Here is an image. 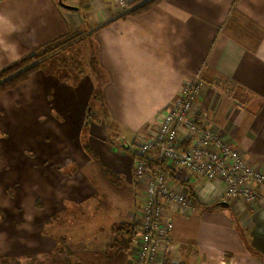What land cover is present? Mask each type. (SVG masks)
<instances>
[{"label": "crops", "instance_id": "obj_1", "mask_svg": "<svg viewBox=\"0 0 264 264\" xmlns=\"http://www.w3.org/2000/svg\"><path fill=\"white\" fill-rule=\"evenodd\" d=\"M130 11L118 0H0V70L82 33L66 52L67 74L53 61L0 95V238L25 231L43 243L33 264H136L135 241L126 246L146 186L133 153L197 76L205 124L264 171V0H163ZM171 182L194 207L166 211V259L264 264V197L232 201L220 184L183 170Z\"/></svg>", "mask_w": 264, "mask_h": 264}, {"label": "built area", "instance_id": "obj_2", "mask_svg": "<svg viewBox=\"0 0 264 264\" xmlns=\"http://www.w3.org/2000/svg\"><path fill=\"white\" fill-rule=\"evenodd\" d=\"M131 0H118L124 11ZM200 76L185 84L163 113L153 137L134 151V174L143 180L146 197L138 223L136 264H163L173 223L166 211L194 207L189 192L172 186L178 170L220 184L232 201L254 204L264 197V171L254 167L230 141L207 126L198 107ZM158 151L156 162L148 156Z\"/></svg>", "mask_w": 264, "mask_h": 264}, {"label": "trees", "instance_id": "obj_3", "mask_svg": "<svg viewBox=\"0 0 264 264\" xmlns=\"http://www.w3.org/2000/svg\"><path fill=\"white\" fill-rule=\"evenodd\" d=\"M145 0H131L130 6L132 13H135L144 8H148L163 0H147L143 4L139 5L140 2ZM139 3V4H138ZM139 6H138V5ZM137 5V6H136ZM82 35L80 32H70L66 36H62L49 44H46L29 55L24 56L20 60L9 64L0 70V95L6 93L7 91L15 89L17 86L27 81L30 76L37 71L45 70L46 67L52 63L57 57L66 53L68 49L76 44L77 39ZM90 66H94V57L91 56ZM100 120V118H96ZM88 123L83 130V147L85 151L89 154L93 152L88 140ZM1 136H6L0 133ZM136 157V156H134ZM135 159V158H134ZM172 178L174 173L171 174ZM193 197V196H192ZM194 199V198H193ZM5 220V214L0 206V224ZM131 231V237L127 240L126 248L129 249L131 243L137 240L138 230L135 225ZM1 262V261H0ZM6 262V261H4ZM3 263V262H2ZM163 264H173L170 260L166 259Z\"/></svg>", "mask_w": 264, "mask_h": 264}, {"label": "rangeland", "instance_id": "obj_4", "mask_svg": "<svg viewBox=\"0 0 264 264\" xmlns=\"http://www.w3.org/2000/svg\"><path fill=\"white\" fill-rule=\"evenodd\" d=\"M74 62H75V60H74ZM54 64H55V66H57V69L62 74H67V70L65 68H69V66L71 67L70 54L65 53L64 55H60L59 57H57L54 60ZM131 143L132 142L130 141V144ZM138 144L139 143H137V145ZM0 184H1V187H4L3 182H0ZM7 192H9L10 196L14 195L13 190L8 189ZM0 193H2V190H0ZM16 232H17L16 238H14V237L13 238H0V240H1V243H0V259L11 256L14 259L12 261L13 264H16L15 260H17L18 262H21L22 264H26L25 261L27 259L23 256H27L28 260H29L28 263H30L31 257H37V256H31V257H29V256L33 255L35 253L34 250H36L37 248H39L41 246H45V245L41 242H34L33 238L30 237V234H26L25 231L24 232L16 231ZM7 261H11V260L9 259ZM0 264H4V263L0 262ZM30 264H33V263L31 262Z\"/></svg>", "mask_w": 264, "mask_h": 264}]
</instances>
